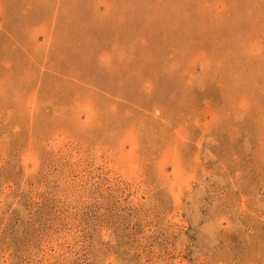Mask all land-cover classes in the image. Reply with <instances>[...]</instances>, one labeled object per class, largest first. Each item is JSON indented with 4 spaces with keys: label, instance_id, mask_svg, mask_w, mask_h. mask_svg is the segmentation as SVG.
Listing matches in <instances>:
<instances>
[{
    "label": "rangeland",
    "instance_id": "1",
    "mask_svg": "<svg viewBox=\"0 0 264 264\" xmlns=\"http://www.w3.org/2000/svg\"><path fill=\"white\" fill-rule=\"evenodd\" d=\"M0 264H264V0H0Z\"/></svg>",
    "mask_w": 264,
    "mask_h": 264
}]
</instances>
